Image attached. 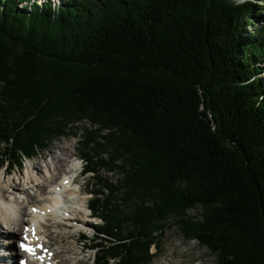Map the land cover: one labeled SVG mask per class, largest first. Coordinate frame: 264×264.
<instances>
[{"label":"trees","instance_id":"obj_1","mask_svg":"<svg viewBox=\"0 0 264 264\" xmlns=\"http://www.w3.org/2000/svg\"><path fill=\"white\" fill-rule=\"evenodd\" d=\"M22 1L0 0V168L88 124L92 264H152L172 227L216 264H264L262 12L249 0Z\"/></svg>","mask_w":264,"mask_h":264},{"label":"bare ground","instance_id":"obj_2","mask_svg":"<svg viewBox=\"0 0 264 264\" xmlns=\"http://www.w3.org/2000/svg\"><path fill=\"white\" fill-rule=\"evenodd\" d=\"M32 164L23 175L14 179L5 180L4 172H0V230H5L2 234L5 241L18 235L46 248L49 245L43 238L47 233L46 225L52 222L57 226L65 216L68 218L65 221H68L67 230L78 229L81 221L75 217L72 208L87 211L75 185L80 159L71 153L69 147L59 146L49 160ZM29 223L31 227L23 229ZM32 229L36 231L35 236L30 234ZM1 247L10 249V254L5 256L18 253L14 243L2 242ZM42 258L43 255L39 254L30 264H41ZM5 262L0 259V264Z\"/></svg>","mask_w":264,"mask_h":264},{"label":"rangeland","instance_id":"obj_3","mask_svg":"<svg viewBox=\"0 0 264 264\" xmlns=\"http://www.w3.org/2000/svg\"><path fill=\"white\" fill-rule=\"evenodd\" d=\"M66 1L67 0H44L43 2H51L54 3V5L63 6L65 5ZM243 1L244 0H240V2ZM249 2H251L252 5L256 7V12H262L260 16H264V0H249ZM25 6V4L23 5L20 3L19 8ZM261 22L264 23V21H251L255 28L262 25L263 23ZM244 31L250 35L254 32V29H250L247 26L244 28ZM77 127L79 130L76 131L75 135L62 136L59 139L53 140L46 151L39 152L36 157L25 160L20 169L13 168L12 170L7 171L9 176L4 179L9 180L14 179L17 176L20 177V174L23 175L28 165L32 164L33 162L38 163L41 161H47V159L49 160L50 157H52V153L56 151L57 147L59 146L69 147L71 153L81 160L79 168L82 169L83 159H81L82 156L79 144L82 143V129L89 127V125L78 124ZM34 163L32 164L33 166ZM1 171L3 172L5 170L1 168L0 172ZM99 175L101 177H108L112 180V182H115V180L118 179L117 175L107 174L105 170H101ZM90 177H92V174L88 173V175H81L75 179L76 189L79 190V197L82 198L84 207H87V204L89 203L88 200L91 198L89 193L95 190L94 186L92 185L93 181ZM1 189L2 188H0V190ZM72 209L75 217L81 221L78 229H72V231L67 230L68 221L65 222L63 220L60 221V224L57 226L55 223L50 222L49 224L51 225H47L45 227L46 230H49L48 238L51 247H54L56 251V261L58 264H92V256H94V251L90 250V246L93 244L92 242L94 234L92 229H89V227L87 225L85 226V224L87 223L93 225L99 221L97 219L87 218V211L84 213L78 207ZM189 214L195 215L196 213L195 211H190ZM82 235L86 236V240L78 242V239ZM17 237L19 236L17 235ZM150 253L153 255L152 264H216L215 256L211 254L208 249L200 246L195 241L184 240L175 227L166 229L161 241V249L157 251L154 248H151ZM0 254H2V250L0 251Z\"/></svg>","mask_w":264,"mask_h":264},{"label":"snow or ice","instance_id":"obj_4","mask_svg":"<svg viewBox=\"0 0 264 264\" xmlns=\"http://www.w3.org/2000/svg\"><path fill=\"white\" fill-rule=\"evenodd\" d=\"M22 248H24V245H21ZM25 251H28L29 249L27 248H24Z\"/></svg>","mask_w":264,"mask_h":264}]
</instances>
